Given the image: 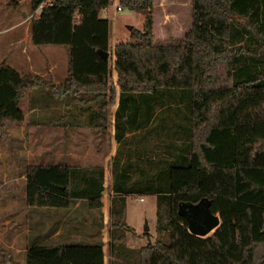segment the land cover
<instances>
[{
	"label": "trees",
	"instance_id": "trees-1",
	"mask_svg": "<svg viewBox=\"0 0 264 264\" xmlns=\"http://www.w3.org/2000/svg\"><path fill=\"white\" fill-rule=\"evenodd\" d=\"M117 1L143 15V28L131 29L103 59L109 21L102 11L111 0H30L32 10L40 7L30 20L31 43L67 47L68 74L54 85L0 62V138L23 120L19 105L29 89L105 106L115 103L116 85L114 139L129 148L119 149L111 166L107 246L115 259L108 264L125 255L131 264H264V0H190L189 31L166 42L154 36L153 0ZM157 129L169 140L146 169L141 162L151 157L137 144ZM103 190L101 166L37 164L26 169L23 203L69 208L79 200L101 208ZM131 195L154 196L158 222L157 238L135 251L125 247L126 233L149 234L124 220ZM204 198L220 224L199 237L178 210ZM102 247L101 240L34 242L25 264H104Z\"/></svg>",
	"mask_w": 264,
	"mask_h": 264
},
{
	"label": "rangeland",
	"instance_id": "rangeland-1",
	"mask_svg": "<svg viewBox=\"0 0 264 264\" xmlns=\"http://www.w3.org/2000/svg\"><path fill=\"white\" fill-rule=\"evenodd\" d=\"M153 3V32L155 38L160 42H166L170 38H184L191 27L190 0H153ZM25 4L28 7V2L24 0H0V22L6 25L10 22H14L12 16L18 18L22 14ZM31 11L32 9L30 7L28 13ZM102 16L109 21V46L112 48H114L117 42L129 38L130 30L127 26H132V29L137 28L141 30L143 28L144 17L142 14L127 9L119 11L115 8L114 4L109 5L107 9L102 12ZM13 36L14 35L4 33V35L0 36V42H2L3 45L4 42L9 38H13ZM4 49L5 48L2 50ZM8 54L6 50L2 51L1 58H4L3 61L7 59L11 64L18 63V60L14 61V59L10 60L6 58ZM111 57L114 59L113 56ZM41 66L44 67L45 62L42 63V61H39L38 67H40V70ZM112 77L114 78L113 74ZM19 106L24 112V120L18 123H9L6 127V131L8 132L7 138H0V231L2 232L5 227L3 224L5 219H2L4 210L11 206H13L12 209H15L17 213L15 217L9 220L10 222L7 224L6 228H8L9 225L11 226L14 219L17 220L18 216L20 217V221H15V223H20L18 226L19 231H24L27 228L26 226H28L26 223L22 222V218H25V216L27 217V211L22 210V205L20 204V200L24 195V179L18 178L17 180H13L15 177H19L24 173L28 164L37 163L46 165L62 162L71 166L87 168L96 165L102 166L105 164L106 158H109L114 151L116 155L117 151L119 152L124 146L122 143H118L113 139L112 131L114 126L111 124L110 117H108L109 122L104 133L97 129H88L84 124L68 132L66 131L68 130L67 127H64L65 130L62 129V125H54V127L50 125H31L29 123V118L32 112L29 107L28 95L21 101ZM106 111L108 113L109 108H107ZM90 135L96 138L94 143H96L95 148L97 150L92 147L94 146L92 141L87 139V136ZM140 135L141 132H138L136 138L138 139ZM168 140L169 137L160 129H157L152 133L146 134L143 140L138 142L137 150L141 151L143 155H149V157H151L149 159L150 161L153 160L152 162L149 160L145 163L141 162L144 168L150 169L154 166L155 159L161 156L163 150H166V148H163V143H166ZM127 147L129 148V144H126L123 149L126 150ZM95 151H99V153L96 154ZM124 157L125 155L122 154V158H120L121 162ZM113 159L114 157L111 156L110 159L107 160V168H109L110 165L112 166ZM111 195L112 191L109 180L105 179L104 176V190L101 195V200L104 205L107 206L105 208L107 212ZM13 197L18 201L16 200V202H14V200H12L14 199ZM180 206L181 205H179V209ZM184 209L185 208L182 210ZM125 210V222L127 224H132L138 231V234L144 232L149 234L148 238H134L127 232L125 236V247L135 251L139 247L144 246L148 241L153 242L158 236L155 197L151 195L128 196ZM68 213L70 239L72 241L87 240L86 236L96 231L89 226V224L93 223L91 222L92 219L94 218L96 222L100 221L101 223L103 219H105L104 212H101V210L89 211L86 204L80 201H76L72 204L69 207ZM108 215L106 216V228L102 231H100V229L96 231L98 232V239L105 238V241L108 239L109 231ZM42 219L44 218H42L41 214H38L35 225L36 229L41 230V224L38 222ZM35 220L36 219L33 218L32 222L34 223ZM145 224L148 227L147 231L144 229ZM42 225H44V223H42ZM23 233L24 232L17 233L19 234V238L22 237ZM209 235H211V233L207 236ZM102 250L104 251L103 254L105 255L106 264H108V260L115 259L109 256L108 246L102 247ZM131 261V256L129 258L126 255L125 257L117 259L119 264H131Z\"/></svg>",
	"mask_w": 264,
	"mask_h": 264
},
{
	"label": "crops",
	"instance_id": "crops-1",
	"mask_svg": "<svg viewBox=\"0 0 264 264\" xmlns=\"http://www.w3.org/2000/svg\"><path fill=\"white\" fill-rule=\"evenodd\" d=\"M24 1L28 2V7L25 4L24 10L18 18H15L16 16H12V18H14V22H10L7 25L0 22V36L4 35V33L14 35L13 38H9L3 43V45L2 42H0V62L8 63L9 66L13 67L18 72L22 71L21 73L41 75L46 80L51 81L54 85H59L65 80L68 74L67 47L60 45H32L30 40V20L34 14L38 13L39 10L37 8L36 10H32L30 13H28V9L30 8V0ZM113 4L116 6L118 1L112 0L110 5ZM3 48H5L4 50L9 53L6 58L10 60L14 59V61L18 60V63L11 64V62L7 61V59L6 61H3L4 58H1L2 51H4L2 50ZM109 54L113 55V48L111 46H109L108 55ZM39 61H42V63L45 62V66H41V70L40 67H38ZM112 74L114 75V78L112 77ZM112 74L111 81L113 84H115L116 73L112 71ZM115 87L117 93L115 103L113 105L106 104L105 106L100 105V102L94 99L89 100L86 103L81 102L76 98V95L72 94L57 96L46 89H29L26 94V96L28 95L29 97V107L32 112L29 118V123L31 125L37 126L50 125L51 127H54V125H62V129L65 130L64 127H67L68 130L66 131L68 132L77 127H81L84 124L88 129H97L104 133L108 126V117L111 118V124L114 126L119 91V88L116 85ZM26 96L23 99H25ZM107 108H109V114L106 111ZM103 120L105 121V128H101L100 126ZM112 136L114 139V127ZM87 139L92 141V144L94 145L92 147L97 150L95 148L96 143H94L96 138L90 135L87 136ZM114 152L111 155L112 157L115 155ZM95 153L97 154L99 151H95ZM111 156L106 158L105 164H103L104 166L96 165L103 168L105 179L109 180L110 188L112 180L111 165L109 168H107V160L110 159ZM31 165H37V163L28 164L24 173L22 172L23 174H21V176L15 177L13 180L21 178L24 179L25 184L26 169ZM13 198L14 199L12 200L16 202L17 199L15 197ZM23 198L24 195L20 200V204L22 205V210L27 211V217L25 216V218H22V222L26 223L28 226H26L27 228L22 231L24 233L22 234L21 238H19V234H17L18 232L22 233L19 231L18 227L20 223H15V221H20L19 216L17 217V220L14 219L12 222V227L9 225V227L6 228L7 224L10 222L9 220L15 217L17 213L15 209H12L13 206L5 209L4 215L2 217L3 220L5 219L3 222L5 227L3 226V232L0 231V261L5 260L7 264H25L26 251L34 242L54 245L74 242L70 239V224L68 220L69 208H27L23 203ZM101 203V208H91L86 204L89 211L101 210V212H104L105 219H103L102 223L100 221L96 222L93 218L91 221L93 223L89 224V226L96 231L98 229L102 231L104 228H106V216L109 212V206L107 212L105 209L107 206L104 205L102 200ZM38 214H41L42 218H44L40 220L42 223H44V225L41 223V230L35 228ZM33 218L36 219L34 223L32 222ZM128 225L131 226L138 234V231L132 224ZM96 231L88 234L86 236L87 240L83 241L90 242L101 240L103 247L107 246L108 239L107 241H105V238L98 239V232ZM75 241L81 242V240ZM103 258L104 264H106L105 255Z\"/></svg>",
	"mask_w": 264,
	"mask_h": 264
},
{
	"label": "water",
	"instance_id": "water-1",
	"mask_svg": "<svg viewBox=\"0 0 264 264\" xmlns=\"http://www.w3.org/2000/svg\"><path fill=\"white\" fill-rule=\"evenodd\" d=\"M129 30L132 26H127ZM98 53L103 59L108 58V52L99 50ZM210 200L204 198L197 203H181L178 210L187 221L188 231L199 237H207L209 233H213L220 224V218L218 214H213L209 209ZM185 208L184 210H182ZM145 231L148 227L145 224ZM262 230L264 231V220L262 224Z\"/></svg>",
	"mask_w": 264,
	"mask_h": 264
},
{
	"label": "built area",
	"instance_id": "built-area-1",
	"mask_svg": "<svg viewBox=\"0 0 264 264\" xmlns=\"http://www.w3.org/2000/svg\"><path fill=\"white\" fill-rule=\"evenodd\" d=\"M38 8H40V7H38ZM115 8L117 9V10H122V8H121V6L119 5V4H117L116 6H115Z\"/></svg>",
	"mask_w": 264,
	"mask_h": 264
}]
</instances>
